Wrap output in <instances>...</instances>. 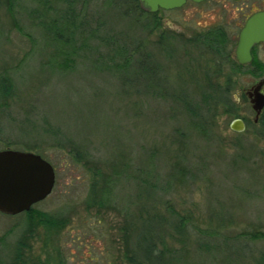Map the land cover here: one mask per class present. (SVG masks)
Listing matches in <instances>:
<instances>
[{"label": "rangeland", "instance_id": "374dc122", "mask_svg": "<svg viewBox=\"0 0 264 264\" xmlns=\"http://www.w3.org/2000/svg\"><path fill=\"white\" fill-rule=\"evenodd\" d=\"M253 4L0 0V151L56 172L32 215L0 213V264H152L142 236L159 264H264V124L244 94L258 79L204 40L223 32L233 58Z\"/></svg>", "mask_w": 264, "mask_h": 264}, {"label": "water", "instance_id": "95a60500", "mask_svg": "<svg viewBox=\"0 0 264 264\" xmlns=\"http://www.w3.org/2000/svg\"><path fill=\"white\" fill-rule=\"evenodd\" d=\"M148 13L159 10H175L187 2L202 3L205 0H135ZM238 1V0H236ZM264 42V12L253 15L240 32L235 51L240 64L251 60V49ZM253 109L260 114L264 107V96L257 98ZM236 133L245 131L242 120H234L230 126ZM56 185V172L53 166L40 155L5 150L0 152V213L18 216L45 201Z\"/></svg>", "mask_w": 264, "mask_h": 264}, {"label": "trees", "instance_id": "16d2710c", "mask_svg": "<svg viewBox=\"0 0 264 264\" xmlns=\"http://www.w3.org/2000/svg\"><path fill=\"white\" fill-rule=\"evenodd\" d=\"M127 2L130 3L135 10L137 9L138 11H140V14L142 16L151 15V13H148L141 8L139 2L135 0H127ZM62 35H63V32L59 36L62 37ZM56 38L59 39L58 37ZM204 40H205L206 45L209 47L210 51L213 54H215L219 60L223 61L226 65H231L232 68L235 66V62L231 56L232 52L229 49L230 42L223 32L215 31L213 34L211 33V35H209L208 37H205ZM132 65L130 64V58H127L123 64L118 65L117 67L119 70H123L125 75L130 73L129 71H131L132 69L138 74L142 73L147 76L149 74L150 83H151L150 89L151 88L155 89L157 92H160L159 94H161L162 96H165L168 93L167 86H166L167 84L166 79L156 74V71L154 70L155 68L153 67V65L149 66L150 65L149 63L146 64V60H143L138 64H132ZM146 90L149 91V88H146ZM224 97L226 96L224 95ZM25 214L32 215L33 208L31 209V211ZM41 219L44 223H46V225L49 224V226H53V224H55V222H52L51 219H48L46 217H41ZM145 239L146 238H143V236L140 238L139 250L141 251V253H144V255L147 257L146 261L148 263L151 262L152 264H159V260L156 257V251L154 247L149 242H147ZM160 263L162 262L160 261Z\"/></svg>", "mask_w": 264, "mask_h": 264}, {"label": "flooded vegetation", "instance_id": "af4514ba", "mask_svg": "<svg viewBox=\"0 0 264 264\" xmlns=\"http://www.w3.org/2000/svg\"><path fill=\"white\" fill-rule=\"evenodd\" d=\"M238 1H240V0H238ZM238 12H240L241 15L243 16V22L239 26L240 32H241L244 29V27L246 26L248 20L253 15L264 12V0H262V7H258L255 4H253V5H251V7H249V8L247 7V11H244L243 9H241V10H238ZM240 32L238 34L237 44L239 41ZM233 60L235 62V66L232 69L235 71L236 75H239V73L241 71L243 73L249 71L250 76L258 79L248 89L244 90V94H245V96L249 102L250 108L253 111L254 122L256 125L260 126V125L264 124V107L261 110L260 114H258L253 109V107L255 106V103H253V102H255L257 100V98L260 99L261 95L264 96V42H260V43L254 45L252 47V49H251V60L248 63L240 64L236 59V54L233 56ZM237 119L242 120L245 124V128H247L246 121L243 118H237ZM237 119H235V120H237ZM8 150H10V149H8ZM13 151H16V150H13ZM0 152H2V151H0ZM27 153H30V152H27Z\"/></svg>", "mask_w": 264, "mask_h": 264}]
</instances>
